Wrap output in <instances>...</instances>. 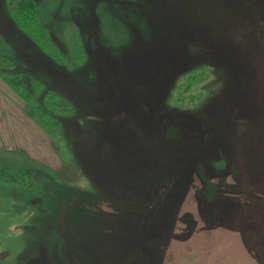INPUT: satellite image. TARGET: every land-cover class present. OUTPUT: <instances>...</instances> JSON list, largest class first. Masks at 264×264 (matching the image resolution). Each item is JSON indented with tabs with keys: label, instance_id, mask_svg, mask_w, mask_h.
<instances>
[{
	"label": "rangeland",
	"instance_id": "rangeland-1",
	"mask_svg": "<svg viewBox=\"0 0 264 264\" xmlns=\"http://www.w3.org/2000/svg\"><path fill=\"white\" fill-rule=\"evenodd\" d=\"M220 1L37 0L57 62L0 0V264H264V0Z\"/></svg>",
	"mask_w": 264,
	"mask_h": 264
},
{
	"label": "trees",
	"instance_id": "trees-1",
	"mask_svg": "<svg viewBox=\"0 0 264 264\" xmlns=\"http://www.w3.org/2000/svg\"><path fill=\"white\" fill-rule=\"evenodd\" d=\"M7 8L9 13L12 15L14 22L16 25L29 37L33 39V41L47 53H49L53 59L57 62L64 61L66 58L64 53L60 50L58 45L52 40L50 37L47 28L44 24H42L40 16H39V7L37 0H6ZM77 51L80 54L81 59L84 58L85 53L83 48L80 45L75 46ZM84 55V56H83ZM1 64H13V58L7 55H0ZM203 71L192 70L186 74L185 78L194 77L198 78L203 76ZM4 79L21 95L24 97L31 99V92L27 88L24 87V84L20 77L17 74L5 75ZM191 78L190 80H192ZM180 89L179 85L176 87L175 91ZM174 92L171 95V100H175L174 105L181 103L180 94L174 95ZM47 96L51 94L49 92L46 93ZM59 94L54 93V97L56 100H59ZM57 106V105H56ZM65 109H70L69 106H66ZM29 113L40 123H42L45 128L51 129L52 126L58 125V120L54 118V116L48 111L47 108H44L40 105H32L28 109ZM5 169L0 168V180L5 181L7 183L14 184H24L27 185L22 178L25 175H21L16 177L10 171H4ZM28 179L31 178L29 174L26 175ZM22 177V178H21Z\"/></svg>",
	"mask_w": 264,
	"mask_h": 264
},
{
	"label": "bare ground",
	"instance_id": "bare-ground-1",
	"mask_svg": "<svg viewBox=\"0 0 264 264\" xmlns=\"http://www.w3.org/2000/svg\"><path fill=\"white\" fill-rule=\"evenodd\" d=\"M204 1H209V0H204ZM215 2H221L220 0H214ZM35 131L37 132L38 130L35 128ZM25 143V142H24ZM26 144V143H25Z\"/></svg>",
	"mask_w": 264,
	"mask_h": 264
}]
</instances>
